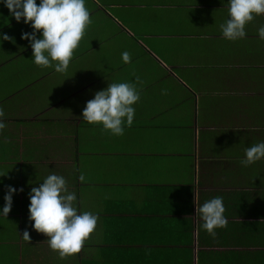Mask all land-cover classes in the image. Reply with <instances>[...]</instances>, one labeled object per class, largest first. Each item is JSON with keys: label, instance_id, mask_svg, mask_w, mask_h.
Masks as SVG:
<instances>
[{"label": "crops", "instance_id": "1", "mask_svg": "<svg viewBox=\"0 0 264 264\" xmlns=\"http://www.w3.org/2000/svg\"><path fill=\"white\" fill-rule=\"evenodd\" d=\"M85 6L91 23L57 73L32 62L21 39L30 25L0 4V33L11 38L0 40V207L7 186L22 189L0 217V264H264V159L239 163L264 141V14L229 41L219 27L226 0ZM124 81L140 96L122 135L82 120L95 91ZM49 172L65 177L78 213L98 217L63 259L28 219L30 188ZM214 196L227 225L212 237L195 208Z\"/></svg>", "mask_w": 264, "mask_h": 264}, {"label": "clouds", "instance_id": "2", "mask_svg": "<svg viewBox=\"0 0 264 264\" xmlns=\"http://www.w3.org/2000/svg\"><path fill=\"white\" fill-rule=\"evenodd\" d=\"M227 18L220 24L221 35L236 41L245 37V25L255 16L264 14V0H226ZM18 23L30 25L31 32H22L21 39H27L32 50L31 60L40 67H51L57 73H64L82 39L86 27L91 23L85 0H0ZM39 31V37L37 32ZM257 35L264 40V24L257 28ZM11 39L0 33V40ZM127 51L121 53L123 63L130 62ZM140 78L136 77L138 81ZM140 93L133 82H112L107 87L94 92L85 102L82 120L98 124L102 130L119 136L124 128L133 123L134 103ZM5 113L0 109V130L6 127ZM264 159V141H258L244 149V157L239 163L247 167ZM82 181L83 174L79 176ZM22 189L7 186L4 204L0 207V217L6 218L12 205V194ZM28 219L32 228L47 237L48 246L63 259L78 253L84 241L95 229L97 215L88 211L78 213L74 204L75 192L68 191L65 177L54 172L43 178L38 186L28 193ZM202 220L201 228L212 237L215 229L227 225L223 215V197L214 196L195 208ZM23 238L29 240L27 231Z\"/></svg>", "mask_w": 264, "mask_h": 264}]
</instances>
